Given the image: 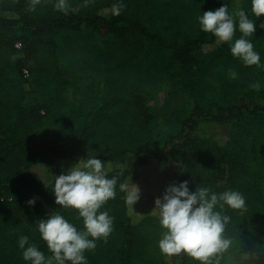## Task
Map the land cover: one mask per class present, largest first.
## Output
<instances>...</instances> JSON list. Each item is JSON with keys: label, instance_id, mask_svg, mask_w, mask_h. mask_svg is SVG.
Here are the masks:
<instances>
[{"label": "trees", "instance_id": "trees-1", "mask_svg": "<svg viewBox=\"0 0 264 264\" xmlns=\"http://www.w3.org/2000/svg\"><path fill=\"white\" fill-rule=\"evenodd\" d=\"M57 2L39 0L32 11V0H0V264H31L21 236L51 257L37 225L54 211L83 230L78 213L56 205L54 187L34 169L39 162L72 167L95 157L108 178L117 177L116 198L100 210L113 218V231L85 252L86 264H197L184 254H161L164 230L152 212L168 186L184 181L190 192L243 194L246 211L216 209L230 217L225 236L232 240L220 264H264V16L252 14L251 0H66V12L56 10ZM115 3L124 5L119 16L111 12ZM224 5L255 23L247 39L259 66H244L230 44L201 31L198 18ZM236 19L232 43L241 37ZM60 32L101 39L86 73L65 67ZM76 77L91 85L77 87ZM172 77L189 113L177 132L159 140L149 102ZM81 89H93L94 97L74 105ZM200 121L229 125L228 144L193 134ZM121 183L140 189L133 211Z\"/></svg>", "mask_w": 264, "mask_h": 264}, {"label": "clouds", "instance_id": "clouds-1", "mask_svg": "<svg viewBox=\"0 0 264 264\" xmlns=\"http://www.w3.org/2000/svg\"><path fill=\"white\" fill-rule=\"evenodd\" d=\"M39 0H32L30 10H35ZM66 0H58V11H67ZM124 5L115 3L111 12L119 16ZM251 12L255 17L264 16V0H251ZM238 30L241 37H233ZM201 31L211 33L218 44H230V53L242 61L244 66H259L260 55L254 51V45L247 37L253 36L256 25L244 10L229 14L224 5L215 11H207L198 18ZM264 28V24L260 25ZM235 79L237 73L229 72ZM259 90V83L252 85ZM117 177L108 178L105 164L99 159L87 158L78 161L66 173L54 178L55 203L65 209H73L78 219L83 221V230H78L63 215L52 212L46 219L38 222V231L52 256L45 258L35 245H29L28 237L19 238V247L23 249V259L31 264H86L85 252L96 248V241L105 242L113 231V218L107 211H100L109 201L116 198ZM121 192L125 193V203L133 211V205L140 199V189L131 183H121ZM35 204V198L27 202ZM225 206L237 211H246V201L242 193L227 190L222 193H210L208 188H196L190 192L188 182L173 184L166 188L162 198L155 200L152 212L157 215L159 225L164 230L158 241V248L167 257H190L197 264H220V259L232 245L225 236L226 225L230 217L217 211ZM26 245H28L26 247ZM247 261L251 258L249 254Z\"/></svg>", "mask_w": 264, "mask_h": 264}, {"label": "rangeland", "instance_id": "rangeland-1", "mask_svg": "<svg viewBox=\"0 0 264 264\" xmlns=\"http://www.w3.org/2000/svg\"><path fill=\"white\" fill-rule=\"evenodd\" d=\"M56 37L61 43V59L65 67L74 73L80 72L81 69L86 73L84 69L87 59L102 47L101 39L93 34L60 32ZM74 81L77 87L91 85L92 82L91 79H81L80 77L74 78ZM262 91L263 95L260 101H264V81ZM84 96L87 97V101L92 99L94 97L93 89L92 91L88 89L79 90L76 93V100H73L74 105L80 104ZM149 104L157 115L159 140H164L170 134L177 132L189 113L185 93L173 77L160 91L154 93ZM191 132L199 137L214 140L222 146H226L230 141V126L223 123L200 121ZM69 168L71 166L64 160L55 159L52 162H39L34 170L41 176L46 186L54 187V178L66 173Z\"/></svg>", "mask_w": 264, "mask_h": 264}, {"label": "built area", "instance_id": "built-area-1", "mask_svg": "<svg viewBox=\"0 0 264 264\" xmlns=\"http://www.w3.org/2000/svg\"><path fill=\"white\" fill-rule=\"evenodd\" d=\"M17 47L20 48V47H21V44L18 43V44H17ZM25 73H26V75L28 76V71H25Z\"/></svg>", "mask_w": 264, "mask_h": 264}]
</instances>
